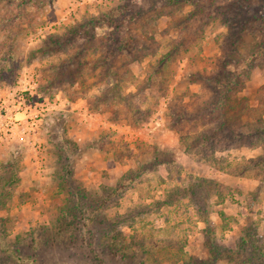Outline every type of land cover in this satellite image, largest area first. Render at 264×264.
Instances as JSON below:
<instances>
[{
    "label": "rangeland",
    "instance_id": "rangeland-1",
    "mask_svg": "<svg viewBox=\"0 0 264 264\" xmlns=\"http://www.w3.org/2000/svg\"><path fill=\"white\" fill-rule=\"evenodd\" d=\"M6 4L0 122L22 111L0 141V264H238L245 227L264 243V0ZM113 86L148 118L128 120ZM220 97L257 134L210 145ZM197 177L220 185L211 238L196 202L161 204Z\"/></svg>",
    "mask_w": 264,
    "mask_h": 264
},
{
    "label": "trees",
    "instance_id": "trees-1",
    "mask_svg": "<svg viewBox=\"0 0 264 264\" xmlns=\"http://www.w3.org/2000/svg\"><path fill=\"white\" fill-rule=\"evenodd\" d=\"M15 1L16 0H6V3L10 4L9 6H11L12 4H15ZM31 3H33V1ZM14 11L16 12L15 5L12 7L10 12L12 13ZM10 21V17H7L6 15L0 16V26H2L5 30L4 38L2 41H0V45L6 44L8 42V39L11 40L12 38H15V36L11 37L12 35H9L8 33V29L11 28L12 25ZM32 22L33 21H31L30 19L29 23L32 24ZM47 48L46 52H52L55 50L60 51L64 49L62 43H60V45L58 44L55 49H53V47ZM1 53H3L4 55L3 57H0V75L4 71L6 72L13 70L14 64H16V57L12 50H6L5 47H2ZM116 90V86H113L108 91L109 93L111 92L110 95L112 96V100H114V98H117L118 90ZM108 96L109 95L106 93L99 98L101 99V105L103 106L104 110L108 109L113 104V101L108 100ZM116 101H118V103H123L127 107L131 108L130 110L132 112L131 116L127 117L128 120H133L135 123H139L148 118L149 111L141 110L137 105L134 104V102L132 104L130 98L128 99L127 96L119 97L118 95V99ZM226 105H229V109L227 108V110H224V107H226ZM204 110L209 112V117L217 118V123H220L217 135L215 133L210 138L207 137V140H210L208 142H210V145H213L214 148L219 144L234 145L241 142L245 138H248V135L252 136L253 134H257L255 132L244 133L241 131L242 129H240V127L244 126L245 123L242 119L241 114H239V110H237L235 106L231 105L229 100H224L222 97H220V100H217L216 103H212L209 107H205ZM230 113L232 114L229 115ZM64 160L66 162H69L70 159L69 157H65ZM67 172L68 175L72 173L71 169ZM219 186V182L209 177L193 178L183 185H178L170 189V191H168V193L166 194L165 199L161 201V204H173L183 197H188L192 202H196V205L198 206V213L200 214L202 220L206 223L207 235L211 238L214 223L209 217L208 200H210L211 196L214 193L217 192V194H219ZM77 200H74L75 203L73 205V208L75 209L76 206H78L80 208L79 212H82L83 208L85 207V202L82 198H78ZM68 201H70V203H73V199H68ZM149 207H152V205L150 204ZM255 234L257 233L255 232V229L252 228V226L245 227L243 235L240 237L237 251H235L236 249L231 251L233 252V258L238 260V264H264V243H258L259 238Z\"/></svg>",
    "mask_w": 264,
    "mask_h": 264
},
{
    "label": "built area",
    "instance_id": "built-area-1",
    "mask_svg": "<svg viewBox=\"0 0 264 264\" xmlns=\"http://www.w3.org/2000/svg\"><path fill=\"white\" fill-rule=\"evenodd\" d=\"M36 82L34 81V84ZM29 90H31V87L28 88ZM9 109V105H4V119L0 122V141H2L3 139H5L8 134H9V124L12 121V119L17 115V113L21 112V105L20 103L18 105H16L14 107V109H12L11 111H8ZM16 118V117H15ZM14 118V119H15Z\"/></svg>",
    "mask_w": 264,
    "mask_h": 264
}]
</instances>
